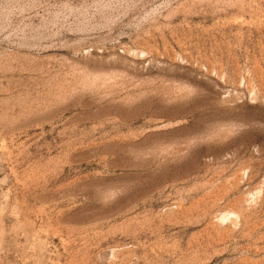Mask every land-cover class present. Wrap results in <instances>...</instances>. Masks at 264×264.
Listing matches in <instances>:
<instances>
[{
    "label": "rangeland",
    "instance_id": "obj_1",
    "mask_svg": "<svg viewBox=\"0 0 264 264\" xmlns=\"http://www.w3.org/2000/svg\"><path fill=\"white\" fill-rule=\"evenodd\" d=\"M0 264H264V0H0Z\"/></svg>",
    "mask_w": 264,
    "mask_h": 264
}]
</instances>
